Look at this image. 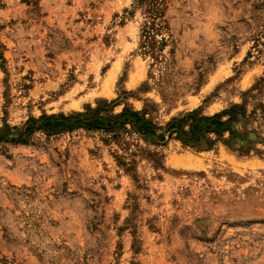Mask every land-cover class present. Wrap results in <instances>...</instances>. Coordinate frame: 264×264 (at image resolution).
Masks as SVG:
<instances>
[{"label":"rangeland","instance_id":"obj_1","mask_svg":"<svg viewBox=\"0 0 264 264\" xmlns=\"http://www.w3.org/2000/svg\"><path fill=\"white\" fill-rule=\"evenodd\" d=\"M234 105L211 150L108 127ZM99 108L0 141V264H264V0H0V134Z\"/></svg>","mask_w":264,"mask_h":264},{"label":"trees","instance_id":"obj_2","mask_svg":"<svg viewBox=\"0 0 264 264\" xmlns=\"http://www.w3.org/2000/svg\"><path fill=\"white\" fill-rule=\"evenodd\" d=\"M155 21L162 19V13L156 11L154 13ZM157 28V24H153L151 28L146 31V35ZM158 29L159 26H158ZM158 31V30H157ZM247 109L245 105H234L230 110H226L220 115L215 116H204L200 110H195L188 113H183L178 117L171 119L164 127H159L151 120V113L149 110H144L142 112H134L130 110H124L121 115L113 116L111 119H120L124 117L121 123L109 121L108 127L112 129V133L115 137H119L123 133H137L142 136H156L160 142H165L166 137L168 139L176 140L180 142L184 147L191 148L196 151L211 150L216 146L219 141H224L228 143L231 138H233V133H231L227 125L234 122L236 117L245 119L247 116ZM92 115V116H90ZM89 117L87 114H76L75 116L69 118H62V122L55 121L52 123L51 118H41L40 120H45L47 123L45 125H38L40 120H32L30 123L22 127L21 130H17V134H12L10 132H2L0 134V141H10L13 143H27L28 137L32 133L39 129H48L52 132H57L58 130L70 131L81 123L88 127H96L102 124V121L106 119L104 115H107V111L104 109L90 110ZM84 117V118H81ZM224 117H228L227 121H222ZM115 128H118L115 129ZM230 132V138L228 140L224 139V135ZM152 157H156V154H152Z\"/></svg>","mask_w":264,"mask_h":264}]
</instances>
